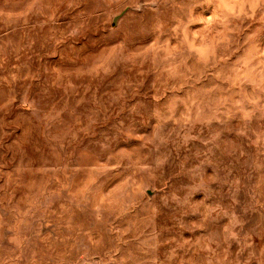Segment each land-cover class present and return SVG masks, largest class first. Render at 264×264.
Segmentation results:
<instances>
[{
  "label": "rangeland",
  "instance_id": "374dc122",
  "mask_svg": "<svg viewBox=\"0 0 264 264\" xmlns=\"http://www.w3.org/2000/svg\"><path fill=\"white\" fill-rule=\"evenodd\" d=\"M0 264H264V0H0Z\"/></svg>",
  "mask_w": 264,
  "mask_h": 264
}]
</instances>
